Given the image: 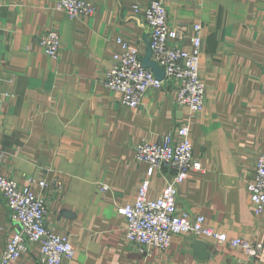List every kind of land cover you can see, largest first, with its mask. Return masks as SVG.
I'll list each match as a JSON object with an SVG mask.
<instances>
[{"label": "crops", "instance_id": "0c3cea01", "mask_svg": "<svg viewBox=\"0 0 264 264\" xmlns=\"http://www.w3.org/2000/svg\"><path fill=\"white\" fill-rule=\"evenodd\" d=\"M87 1L94 13L70 18L57 0H0L2 173L21 186L34 180L33 193L46 203V224L72 240L73 258L62 264H264V255L248 263L226 244L204 241L208 251H195L192 238L182 236L165 251L147 253L125 240L126 221L115 208L134 200L147 170L135 146L174 133L189 113L176 104L171 81L147 92L135 109L104 85L116 37L145 57L149 30L132 7L152 0ZM160 1L176 46L188 45L193 24L202 26L206 94L190 134L204 170L190 172L177 206L203 215L230 238L264 245V214H254L245 186L264 153V0ZM48 29L60 37L55 59L37 42ZM169 177V171L158 174L150 194ZM38 180L61 187L43 189ZM102 184L107 192L99 191ZM14 227L0 195V254ZM38 255L39 246L30 244L9 264H42Z\"/></svg>", "mask_w": 264, "mask_h": 264}, {"label": "built area", "instance_id": "2783aa9c", "mask_svg": "<svg viewBox=\"0 0 264 264\" xmlns=\"http://www.w3.org/2000/svg\"><path fill=\"white\" fill-rule=\"evenodd\" d=\"M70 18L90 16L95 8L87 0H57ZM132 10L141 14L149 33L150 58L164 73L159 79L154 72L142 65L136 47L124 38H115L116 49L112 63L107 69L104 85L120 96L122 105L135 109L150 90L160 89L164 81L175 85V101L188 110L189 118L174 133H168L154 142L142 141L135 146V157L147 165L145 175L139 181L132 202L116 205V212L126 221L124 238L136 245L140 252L156 248L165 251L174 236L194 238L211 244H226L244 253L246 262L252 263L264 255V245L246 238H230L223 231L209 225L199 213L178 208L176 198L190 172H202L201 160L192 154L190 120L204 107L206 88L200 75L202 26L192 25V35L186 47H178L171 41L167 11L160 0H152L147 6L133 5ZM175 39L181 37L174 34ZM39 46L50 58H57L60 37L54 29H48L39 38ZM4 153L0 149V195L15 227L7 235L5 247L0 254V264L17 260L30 244L39 246L42 264H62L74 255L73 243L68 234H61L48 227L45 221L46 203L43 197L32 191L33 182L19 185L2 173ZM169 171L170 177L155 195L150 194L151 182L160 173ZM45 189L61 187L60 181H36ZM248 200L254 214H264V153L255 164L254 177L246 182ZM105 184L98 189L108 191Z\"/></svg>", "mask_w": 264, "mask_h": 264}, {"label": "water", "instance_id": "95a60500", "mask_svg": "<svg viewBox=\"0 0 264 264\" xmlns=\"http://www.w3.org/2000/svg\"><path fill=\"white\" fill-rule=\"evenodd\" d=\"M150 56H151V51H150V48L148 45L145 57L142 58V65L144 67L150 68L159 79H163V77H164L163 71L157 65L156 62H154L153 60L150 59ZM189 246L191 249H193L195 251L198 250V251H203V252L208 251V248H209V245L207 243H205L202 240H197L194 238L190 240Z\"/></svg>", "mask_w": 264, "mask_h": 264}]
</instances>
